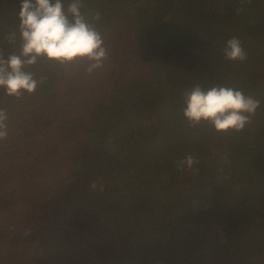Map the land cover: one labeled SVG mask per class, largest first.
Returning a JSON list of instances; mask_svg holds the SVG:
<instances>
[{"label": "trees", "instance_id": "obj_1", "mask_svg": "<svg viewBox=\"0 0 264 264\" xmlns=\"http://www.w3.org/2000/svg\"><path fill=\"white\" fill-rule=\"evenodd\" d=\"M19 3L0 0L6 52ZM85 3L102 14L104 68L41 61L35 94L0 89V264H264V0ZM233 36L244 63L222 58ZM195 83L254 95L253 123L189 127L182 93ZM188 154L199 164L179 171ZM61 239L73 251L60 261Z\"/></svg>", "mask_w": 264, "mask_h": 264}, {"label": "clouds", "instance_id": "obj_2", "mask_svg": "<svg viewBox=\"0 0 264 264\" xmlns=\"http://www.w3.org/2000/svg\"><path fill=\"white\" fill-rule=\"evenodd\" d=\"M243 3V0H241ZM243 8H237L239 15ZM18 23L4 40L17 51L0 48V89L17 101L33 95L49 77L32 71L41 61L63 68L81 66L86 75L104 68L111 52L99 24L102 14L86 10L85 0H20ZM222 58L244 63L248 53L239 37L233 36L222 48ZM182 115L191 128L206 125L216 133H241L254 121L261 102L243 89L226 84L207 88L195 83L183 93ZM10 134L9 113L0 107V143ZM199 159L188 154L176 161L179 171L194 170Z\"/></svg>", "mask_w": 264, "mask_h": 264}, {"label": "rangeland", "instance_id": "obj_3", "mask_svg": "<svg viewBox=\"0 0 264 264\" xmlns=\"http://www.w3.org/2000/svg\"><path fill=\"white\" fill-rule=\"evenodd\" d=\"M97 139L98 141H105L104 143L111 141L110 134L106 136H101V134L99 133V135L97 134ZM217 145L218 143L213 144L214 150L218 148ZM71 249L72 244L61 239L60 242L55 246L53 250L54 252L52 254L55 256L56 259H59L61 261L64 257L72 253L73 250Z\"/></svg>", "mask_w": 264, "mask_h": 264}]
</instances>
